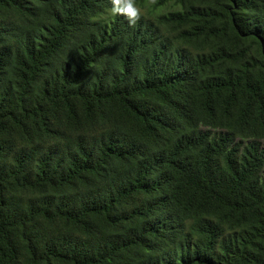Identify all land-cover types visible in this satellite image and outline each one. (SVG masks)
<instances>
[{"label": "trees", "instance_id": "obj_1", "mask_svg": "<svg viewBox=\"0 0 264 264\" xmlns=\"http://www.w3.org/2000/svg\"><path fill=\"white\" fill-rule=\"evenodd\" d=\"M0 0V264H264V0Z\"/></svg>", "mask_w": 264, "mask_h": 264}, {"label": "clouds", "instance_id": "obj_2", "mask_svg": "<svg viewBox=\"0 0 264 264\" xmlns=\"http://www.w3.org/2000/svg\"><path fill=\"white\" fill-rule=\"evenodd\" d=\"M110 12L112 15H122L129 25L135 24L142 15L136 0H111Z\"/></svg>", "mask_w": 264, "mask_h": 264}]
</instances>
